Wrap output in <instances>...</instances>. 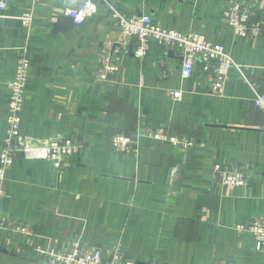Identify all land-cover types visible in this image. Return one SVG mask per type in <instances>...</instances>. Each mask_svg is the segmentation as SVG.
I'll use <instances>...</instances> for the list:
<instances>
[{
	"label": "crops",
	"instance_id": "obj_1",
	"mask_svg": "<svg viewBox=\"0 0 264 264\" xmlns=\"http://www.w3.org/2000/svg\"><path fill=\"white\" fill-rule=\"evenodd\" d=\"M80 1L7 0L0 12V147L24 48L31 61L24 143L72 137L81 144L68 168L19 157L8 171L0 207L31 233L2 231L0 264H37V246L60 251L75 240L104 259L123 253L136 264H264L254 238L235 228L264 216V114L252 102L254 89L264 93V0L251 6L263 24L257 36L234 33L222 16L226 0H108L125 15H150L165 28L223 43L241 67L231 69L221 96L200 61L193 77H181L177 48L152 40L137 56L138 41L121 43L102 0L76 25L66 12ZM25 12L29 25L17 18ZM103 50L118 67L106 82L97 80ZM175 89L180 101L169 95ZM149 131L195 145L181 148ZM120 133L136 139L139 152H115ZM215 165L243 170L248 184L222 186Z\"/></svg>",
	"mask_w": 264,
	"mask_h": 264
},
{
	"label": "built area",
	"instance_id": "obj_2",
	"mask_svg": "<svg viewBox=\"0 0 264 264\" xmlns=\"http://www.w3.org/2000/svg\"><path fill=\"white\" fill-rule=\"evenodd\" d=\"M102 1L107 4L111 16L119 28L121 43H128L131 38H135L138 42L134 52L139 57L147 55L152 40L164 46L177 48L182 56L181 77L183 79L193 77L196 63L200 61L202 69L210 81L213 94L223 95L231 69L240 70L241 65L232 57L223 43L213 41L195 30L184 33L176 29L165 28L156 23L150 15H125L113 3L108 0ZM252 4L253 0L225 1L222 16L237 35L257 36L263 31L262 22L252 15ZM6 8L7 0H0V12ZM96 12V3L87 0L76 8L70 9L66 14L74 18L76 25L81 26L86 17ZM17 18L29 25L33 17L31 12H25ZM27 54L28 49L24 48L17 58L14 77L9 82L7 128L3 144L0 147V203L5 194L4 184L8 171L15 165L17 158L49 161L57 169L68 168L72 164L71 157L81 148V144L72 137L52 139L46 145L24 143L21 130L22 111L31 68V61ZM100 56L97 80L106 82L118 67L110 53L103 50ZM242 75L244 76V74ZM244 78L249 82L247 77L244 76ZM169 95L173 100L180 101L183 98V91L175 89L170 91ZM252 102L264 114V93L254 89ZM147 134L153 139L168 141L185 149L195 145L194 140L184 136L165 134L160 131H149ZM137 144V140L131 135L120 133L114 137L112 149L120 153L139 152ZM213 171L219 176L222 186H245L248 184V177L241 169L215 165ZM235 228L241 234L251 235L255 240L256 250L264 253V216L246 223H239ZM30 230L28 224L9 218L0 207V233L6 231L28 235L31 233ZM36 249L43 255L37 264H136L134 261L125 259L123 253H116L111 259H104L100 249L86 248L77 240L72 242L69 249L60 251H56L52 247L42 249L37 246Z\"/></svg>",
	"mask_w": 264,
	"mask_h": 264
},
{
	"label": "water",
	"instance_id": "obj_3",
	"mask_svg": "<svg viewBox=\"0 0 264 264\" xmlns=\"http://www.w3.org/2000/svg\"><path fill=\"white\" fill-rule=\"evenodd\" d=\"M87 0H81L80 3L83 4L85 3ZM93 3H97V0H91ZM70 17V16H69ZM64 19H69L67 16L66 17H61L59 19V22L63 21ZM72 22H74V18L73 17H70V19ZM58 28H59V25H58Z\"/></svg>",
	"mask_w": 264,
	"mask_h": 264
}]
</instances>
